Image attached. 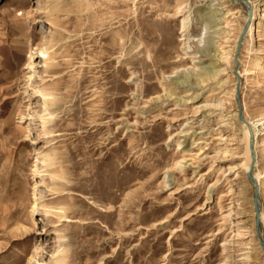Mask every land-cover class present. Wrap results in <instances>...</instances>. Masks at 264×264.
<instances>
[{"label": "rangeland", "instance_id": "1", "mask_svg": "<svg viewBox=\"0 0 264 264\" xmlns=\"http://www.w3.org/2000/svg\"><path fill=\"white\" fill-rule=\"evenodd\" d=\"M248 2L235 57L234 0H0V264H264L238 167L259 122L264 187ZM259 210L264 237V188Z\"/></svg>", "mask_w": 264, "mask_h": 264}, {"label": "water", "instance_id": "2", "mask_svg": "<svg viewBox=\"0 0 264 264\" xmlns=\"http://www.w3.org/2000/svg\"><path fill=\"white\" fill-rule=\"evenodd\" d=\"M236 2H239L241 4H243L246 7L247 10V19L246 22L243 26V28L241 29V32L239 34V37L237 39L236 42V50H235V57L237 56V54L239 53L240 47H241V43H242V39L246 34L247 31V27L249 25V20L251 19V15H252V10L251 7L248 3L247 0H234ZM233 73L237 76V82L235 84V102L237 105V117L239 120H242V109H241V103H240V91H239V76L236 74L235 72V68L233 70ZM248 148H249V155H250V163H249V168L248 171L246 173V178L251 181L254 182L252 176H251V172L253 170V165L255 162V154L253 151V145L252 142L249 141L248 143ZM252 203H253V213H254V230H255V234L256 237L259 241V244L264 248V242L261 240L260 238V220H259V208H258V193L257 191H255L252 195Z\"/></svg>", "mask_w": 264, "mask_h": 264}, {"label": "bare ground", "instance_id": "3", "mask_svg": "<svg viewBox=\"0 0 264 264\" xmlns=\"http://www.w3.org/2000/svg\"><path fill=\"white\" fill-rule=\"evenodd\" d=\"M248 1V0H247ZM249 3V2H248ZM243 5V4H242ZM250 5V4H249ZM244 6V5H243ZM245 7V6H244ZM251 7V6H250ZM246 8V7H245ZM181 13V12H180ZM252 17L254 18V11H252V16H251V19H252ZM246 19H247V16H246ZM251 19L249 20V22L250 23H252L251 22ZM246 21V20H245ZM49 24V23H48ZM250 25V24H249ZM220 27V26H219ZM225 26H223V28H224ZM252 27V26H251ZM184 31V30H183ZM182 31V32H183ZM261 31V30H260ZM181 32V31H180ZM240 32H241V30H240ZM247 32V31H246ZM250 34H251V32H253L254 33V35H256V34H258V32H259V29L257 28V29H254V30H252L251 28H250ZM240 34V33H239ZM246 35V34H245ZM238 37H239V35L238 36H236V38H235V41H234V46H233V50L235 49L236 50V47H235V43L237 42L236 40L238 39ZM208 47V46H207ZM208 49H209V47H208ZM37 56L36 57H42V58H44L45 60L47 59V51H46V49H43L42 47H40V48H38L37 49ZM257 68V67H256ZM258 69V68H257ZM208 73H210V72H208ZM241 75H243V72H241ZM240 77V76H239ZM235 84H236V82H235ZM233 95L235 96V91L233 90ZM236 111H237V109H236ZM256 121H258V120H256ZM239 125H241L242 126V132H243V139H244V141H245V144H246V146H245V151H244V158H243V161H241L239 164H238V167H242L243 168V170H244V174H245V178H246V173H247V171H248V168H249V148H248V143H249V141H251L252 142V139L249 137L250 135H251V133H252V131H253V129L256 127V126H259L260 125V123L259 122H255V124H253V123H249V122H247V123H245V124H242V123H240ZM255 131V130H254ZM255 136V135H254ZM252 145H253V142H252ZM254 151V150H253ZM253 169H254V166H253ZM37 170H38V166L35 164V162L32 164V173H36L37 172ZM253 173V170H252V172H251V176L253 177V179H254V182H251V181H249L247 178H246V181H247V183L249 184V186H250V188H251V194L253 195V193L255 192V191H257V193H258V208H259V195H261V193H262V189L264 188L263 187V185H260L258 182H257V180L255 179V176L252 174ZM261 183V182H260ZM253 204V203H252ZM35 207H36V203L34 202L33 204H32V208H34L35 209ZM259 212H260V210H259ZM260 217H261V215H260ZM261 218H259V220H260ZM260 238H261V240L264 242V237H263V232L260 230ZM263 248V247H262ZM264 249V248H263Z\"/></svg>", "mask_w": 264, "mask_h": 264}]
</instances>
